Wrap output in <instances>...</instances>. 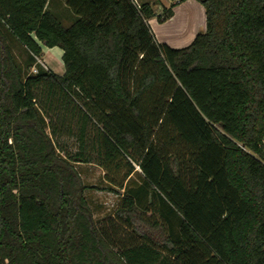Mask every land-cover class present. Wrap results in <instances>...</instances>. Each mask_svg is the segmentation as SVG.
I'll return each instance as SVG.
<instances>
[{"label": "trees", "instance_id": "obj_1", "mask_svg": "<svg viewBox=\"0 0 264 264\" xmlns=\"http://www.w3.org/2000/svg\"><path fill=\"white\" fill-rule=\"evenodd\" d=\"M186 1L156 13L66 0L65 25L49 0H0V264H264V0H196L205 32L182 49L158 43L149 20ZM8 36L28 68L42 47L62 49L65 74H28ZM42 86L47 111L71 103L76 152L54 140ZM80 163L128 167L108 177L124 191L109 189L121 200L108 226Z\"/></svg>", "mask_w": 264, "mask_h": 264}, {"label": "rangeland", "instance_id": "obj_2", "mask_svg": "<svg viewBox=\"0 0 264 264\" xmlns=\"http://www.w3.org/2000/svg\"><path fill=\"white\" fill-rule=\"evenodd\" d=\"M158 7V6H157ZM156 7V8H157ZM161 13V11H160ZM152 20H156V22L159 25H164L170 21V19L166 22H159L157 18H153L149 20V25L157 38V33L155 31V28H152L151 22ZM179 30L171 31L169 36H171V39L174 40V35L176 36L175 40L177 39V35L179 34ZM159 34V33H158ZM160 35V34H159ZM191 42H186L184 40H181L178 44V48L176 49H182L186 48L191 45ZM8 43L11 47V49L14 52L15 57L17 58L18 63L24 68L25 71L28 72V74H37L40 69H44L45 65H49L52 67L56 72H61L64 68L63 62L60 58H47L45 60L42 59H34L35 63L32 64L33 66L28 68V65L34 62L30 61L31 53L29 50H27L17 39L13 38L12 36H8ZM46 63V64H45ZM51 72V71H50ZM46 88L45 86H42L39 88L38 91V100L37 103L39 107L43 110L45 115H48V121L50 119L52 120V124L57 130L59 131L60 135L54 139L56 142L58 141L61 146H63L66 150L71 152H76L78 150V144L76 142V138L71 137V135L68 133V130L71 129L72 132L75 134L77 132V122L76 120H71V103L70 102H63V104H59L56 107H53L50 111H47L43 106V102L45 100L44 97H46ZM48 113V114H47ZM63 116H65V121L63 124ZM94 125V124H93ZM88 151L87 154L95 161L98 160V155L95 150H93V143L96 136V126H89L88 128ZM49 133H51L50 130H48ZM123 168L120 169V171H113V173L110 175L107 171L100 168L96 164H77L76 168L78 172L80 173L82 179L84 180L87 190L85 191V196L88 200V203L90 207L93 210L94 218L98 222V225L100 227L108 226L110 220L113 219L114 212L118 205L120 204L121 197L117 193H113L109 191L110 188H114L116 192L123 194V190L117 189L114 186H112L109 183L108 177H116L119 178V180H122L126 172L128 170V167H126V163H123ZM137 174H141V171L136 168V171L133 173L132 180L134 182H137ZM120 231L122 230V233L124 238L128 236V230L125 228L119 227Z\"/></svg>", "mask_w": 264, "mask_h": 264}, {"label": "crops", "instance_id": "obj_3", "mask_svg": "<svg viewBox=\"0 0 264 264\" xmlns=\"http://www.w3.org/2000/svg\"><path fill=\"white\" fill-rule=\"evenodd\" d=\"M135 4H150L156 13H160L165 7H169L172 3V0H133ZM158 6V7H157ZM157 7V8H156ZM48 10L53 13L63 24L69 25L75 19L74 14L71 9L67 6L66 0H49ZM152 28H155L157 33V42L161 44H167L169 47L176 49L181 40L186 42L194 41L197 34L205 32L206 30V15L204 7L197 2L196 0H188L174 8L173 17L170 21L164 25H159L156 20L151 22ZM179 30V34L174 35V40L169 36L171 31ZM43 49V60L47 58L54 59L60 58L62 60L63 50L55 48H46ZM47 60V59H46ZM63 62V60H62ZM46 64V63H45ZM64 66V64H63ZM47 71H51L58 76H63L65 74V67L61 72H56L49 65H45Z\"/></svg>", "mask_w": 264, "mask_h": 264}]
</instances>
